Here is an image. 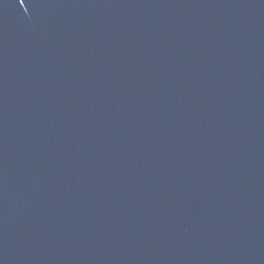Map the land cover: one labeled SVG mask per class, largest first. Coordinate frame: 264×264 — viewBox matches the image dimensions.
Here are the masks:
<instances>
[{
    "label": "water",
    "instance_id": "95a60500",
    "mask_svg": "<svg viewBox=\"0 0 264 264\" xmlns=\"http://www.w3.org/2000/svg\"><path fill=\"white\" fill-rule=\"evenodd\" d=\"M0 264H264V0H0Z\"/></svg>",
    "mask_w": 264,
    "mask_h": 264
},
{
    "label": "snow or ice",
    "instance_id": "6c2138e0",
    "mask_svg": "<svg viewBox=\"0 0 264 264\" xmlns=\"http://www.w3.org/2000/svg\"><path fill=\"white\" fill-rule=\"evenodd\" d=\"M21 3H23V0H21Z\"/></svg>",
    "mask_w": 264,
    "mask_h": 264
}]
</instances>
